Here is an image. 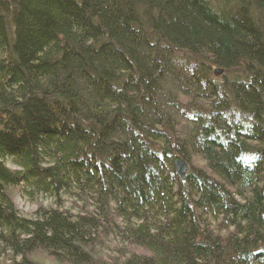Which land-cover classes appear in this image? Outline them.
<instances>
[{"label": "trees", "instance_id": "obj_1", "mask_svg": "<svg viewBox=\"0 0 264 264\" xmlns=\"http://www.w3.org/2000/svg\"><path fill=\"white\" fill-rule=\"evenodd\" d=\"M39 254L264 264V0H0V264Z\"/></svg>", "mask_w": 264, "mask_h": 264}, {"label": "rangeland", "instance_id": "obj_2", "mask_svg": "<svg viewBox=\"0 0 264 264\" xmlns=\"http://www.w3.org/2000/svg\"><path fill=\"white\" fill-rule=\"evenodd\" d=\"M10 167L14 165L11 162H8ZM13 199L16 208L23 214L30 216L34 209L38 206V204H48L50 202V198L47 195L39 194L36 199H30L26 195L22 194V192L18 189H13ZM39 260L45 262L46 264H58L54 262L51 258L44 256L43 254H39Z\"/></svg>", "mask_w": 264, "mask_h": 264}, {"label": "water", "instance_id": "obj_3", "mask_svg": "<svg viewBox=\"0 0 264 264\" xmlns=\"http://www.w3.org/2000/svg\"><path fill=\"white\" fill-rule=\"evenodd\" d=\"M221 72H222V68H215L214 69L215 75H218ZM174 166H175V170H176L178 176L181 179H184L185 175L189 169L188 163L183 158H181L179 155H176L174 158Z\"/></svg>", "mask_w": 264, "mask_h": 264}, {"label": "bare ground", "instance_id": "obj_4", "mask_svg": "<svg viewBox=\"0 0 264 264\" xmlns=\"http://www.w3.org/2000/svg\"><path fill=\"white\" fill-rule=\"evenodd\" d=\"M176 155H178V154H176ZM176 155H175V156H176ZM175 156H174V158H175ZM179 156H180V155H179ZM180 157L182 158V156H180ZM184 160H185V159H184ZM186 162H187V161H186ZM174 167H175V166H174ZM176 173H177V172H176ZM177 175H178V174H177Z\"/></svg>", "mask_w": 264, "mask_h": 264}]
</instances>
